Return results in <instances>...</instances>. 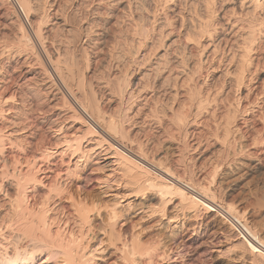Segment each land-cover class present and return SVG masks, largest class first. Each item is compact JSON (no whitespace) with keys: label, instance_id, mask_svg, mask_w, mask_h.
<instances>
[{"label":"bare ground","instance_id":"obj_1","mask_svg":"<svg viewBox=\"0 0 264 264\" xmlns=\"http://www.w3.org/2000/svg\"><path fill=\"white\" fill-rule=\"evenodd\" d=\"M12 1L17 10L0 0V264L33 263L43 251L58 255L56 264H162L156 227H174L182 211L217 206L248 222L227 192L264 203V0ZM105 14L113 30L126 22L116 52L97 64L89 51L114 34L103 30ZM92 76L109 92L105 108ZM14 78L53 107L50 114L45 106L51 116L33 114L37 103L26 105ZM141 118L155 141L143 147L137 139L131 150L124 143L133 146L143 124L138 132L129 124ZM203 143L216 145L209 156L221 190L205 174L187 181L177 173L187 146L196 152ZM56 156H68V166ZM87 165L108 179L120 167L123 176L75 196L71 179ZM250 227L263 248L245 241V250L264 264V236Z\"/></svg>","mask_w":264,"mask_h":264},{"label":"rangeland","instance_id":"obj_2","mask_svg":"<svg viewBox=\"0 0 264 264\" xmlns=\"http://www.w3.org/2000/svg\"><path fill=\"white\" fill-rule=\"evenodd\" d=\"M50 1V0H49ZM9 2H11V4H13V6H14V8L17 10V8L15 7V5H14V3H13V1L11 0H9ZM6 5H8V4H6ZM6 5H5V7H6ZM47 6H48V4H47ZM48 9V10H47ZM46 11L47 12H50V9H49V6L48 7H46ZM22 17V16H21ZM0 18H1V15H0ZM23 18V17H22ZM105 18V19H104ZM104 20H106V22H107V24L105 25V28L103 29L104 30V32H109L110 31V33L109 34H112V33H114V34H112V38H110V39H112L114 42H112V40L110 41L111 43L109 44V41L107 42V43H104V44H102V45H104V46H101L100 48L101 49H103V50H94V51H92V50H90L89 51V53H90V57L91 58H93V59H98L97 60V64L99 63V62H101V58H102V55H104L105 54V52L104 51H106V52H108V54H110V53H112V52H114L115 50V48L117 49V43H116V41H118V39H117V37H118V31H120V29L119 28H122L123 27V23H125L126 21V19H124L123 20V22H122V24H121V27H119L120 26V24H119V26L117 25L115 28H114V30L116 31H114L113 30V28L112 27H110V26H112V23L110 22V20H111V18L110 17H108L107 16V14H105V16H104ZM107 18V19H106ZM108 18H109V20H108ZM109 21V22H108ZM51 23V22H50ZM50 23H48V25L50 24ZM111 23V24H110ZM108 27V28H107ZM118 27V28H117ZM48 28V27H47ZM110 28H112V31H114V32H112L111 31V29ZM0 33H4V32H6V30L4 29V30H2V28L0 27ZM49 29V28H48ZM107 29V30H106ZM110 29V30H109ZM117 29H118V31H117ZM103 30H101V31H103ZM109 30V31H108ZM2 31V32H1ZM51 32H53V31H51ZM55 32V31H54ZM50 33L49 35H50V37L52 36V35H56L55 33ZM115 33H117L116 35H115ZM116 37H115V36ZM53 38V37H52ZM114 38V39H113ZM57 39H59L58 37H57ZM113 43H114V45H113ZM117 44V45H116ZM108 45V46H107ZM107 49V50H106ZM110 49H112V50H110ZM101 51V52H100ZM95 52V53H94ZM103 52H104V54H103ZM116 52V51H115ZM97 53V54H96ZM91 54H93V55H91ZM95 54V55H94ZM114 54V53H113ZM112 55V54H111ZM97 56H99V57H97ZM101 57V58H100ZM100 58V59H99ZM113 60L115 61V59L113 58ZM99 61V62H98ZM114 63V62H113ZM4 65H5V67H8L7 66V64H6V62L4 63ZM11 66H15V63H12V65ZM99 76V75H98ZM15 77V76H14ZM100 77V76H99ZM15 79V78H14ZM92 79H93V81L92 82H96L95 83V85H94V83H93V85H94V87H95V89H97L96 90V92L98 91V92H100L99 93V95L96 97V99H97V101H98V98L100 99L103 95V97H104V99H103V97H102V99H100L99 101H98V104H100V106L102 107V108H105V106L108 104L109 105V102H108V100H109V98H110V95H108L109 94V92H108V90H98V82H99V80H97V78H95V76H92ZM95 80V81H94ZM17 81V82H16ZM15 82L18 84H16L15 85ZM21 84V85H20ZM24 83H23V81L21 82V81H19V80H17V79H15L14 80V83H13V89H18L19 87H21V90L23 89V90H25L26 89V91L24 92V93H26L27 95V98H25V103H26V100H28L27 101V104L26 105H30L31 103H32V105H34V104H36V105H38V107H37V109H41L42 107L45 109H41V110H43L42 112H40L39 114H37V109L35 108V110L36 111H34V112H36V113H33V114H35V116L37 117V115H38V117L40 116V118L41 117H44V116H47V115H49V116H51L50 114L51 113H53V107H50L49 105V103H47V102H42L43 101V99H40L39 101H41V102H39L38 100L36 101V100H34L35 98H33L34 97V95L31 93V92H29V90H27L28 88L27 87H29L27 84L26 85H23ZM15 85V86H14ZM22 85H23V87H22ZM16 86H19L18 88L16 87ZM25 86V87H24ZM27 86V87H26ZM22 90V91H23ZM102 91V92H101ZM29 94H31V95H29ZM107 94V95H106ZM25 96V97H26ZM33 96V97H32ZM100 96V97H99ZM106 96H107V98H106ZM28 97H32L31 98V100H30V98H28ZM35 102H34V101ZM233 100L235 101V98L233 97ZM32 101V102H31ZM105 102V103H107V104H105L104 103V105H103V102ZM233 101V102H234ZM29 102V103H28ZM31 102V103H30ZM38 102L40 103V104H42L43 105V103H47V105L46 104H44V106H42V105H40V104H38ZM39 105H40V107L41 108H39ZM45 106H47L48 108V111H47V109L45 108ZM104 106V107H103ZM107 107V106H106ZM125 107H127V106H125ZM52 109V110H51ZM40 110V111H41ZM39 111V110H38ZM45 111V114H43V112ZM50 112V114L49 113H47V112ZM52 111V112H51ZM89 114H91L90 112H88ZM47 114V115H46ZM41 115H43V116H41ZM34 116V117H35ZM39 119V118H38ZM143 118H141V119H137V120H135V122H137V123H139V124H136L135 125V122H130V124H129V126L130 125H132L131 126V128L133 127L134 128V130H136L137 132L138 131H140L141 130V127H142V125L141 124H143V127H142V131H140L139 133H141V132H143V133H141V134H139L137 137H135L134 139H132L131 141H132V145L134 146H131L130 147V140H129V142L127 141V140H125V141H127V142H125L124 144H125V146L127 147V148H129V149H131V150H136L137 149V145H134V144H138V140L141 142V143H143L144 144V146L143 147H147V146H149V145H152V142L154 143V141H155V139L153 138V136L155 135L156 136V129H152L150 126H148L147 127V124H149V120L147 121L146 119L144 120V123H143ZM139 121V122H138ZM141 121H142V123H141ZM148 123H147V122ZM133 123V124H132ZM146 123V124H145ZM128 123H126L125 125H127ZM139 125V126H138ZM145 125H146V127H147V129H146V127H145ZM150 125V124H149ZM128 126V125H127ZM137 126V128H135ZM140 127V128H139ZM145 128V129H144ZM140 129V130H139ZM146 130V132L147 133H151V135H152V137H151V135L149 134V136H147V134H146V132H144V131ZM148 130H150V132L148 131ZM155 130V131H154ZM155 133H154V132ZM143 134H145V135H143ZM154 134V135H153ZM154 136V137H155ZM139 137V138H138ZM142 137V138H141ZM143 138H144V140H143ZM151 138L152 139H154V140H151ZM136 139V140H135ZM138 139V140H137ZM141 139H142V141H141ZM146 139H147V141L148 142H146ZM185 139H181L180 141V143H182V144H189V142H191V141H193V143H194V139H192V138H189V139H187L186 141H188V142H186V141H184ZM191 140V141H190ZM149 141H151L150 143H149ZM124 142V141H123ZM134 142V143H133ZM160 142H161V139H160ZM184 142H186V143H184ZM212 143V142H211ZM210 143V146L206 143H203V145H202V149L201 150H196V152L194 151L195 149H190V147L188 148V146H187V148H186V150H185V154H186V152H187V155H185V160H184V163L182 164L183 165V167H182V165H181V167H177V173H178V175L179 174H181L182 175V178L183 179H185V180H187L188 181V179H190V177L191 176H193L194 175V177H199V175L200 176H203L204 174H205V176H206V174L208 175V176H203V178L204 179H206V183H209V184H211L215 189H220L219 187H217V186H219L218 185V183H219V178L220 177H218L219 175L218 174H214L215 173V171H213L212 169H214L213 168V164H211V163H213V159H211V158H213V156H212V152H213V149L214 148H216V145H214V148H213V145ZM142 144V145H143ZM162 144V143H161ZM192 144V142L189 144V145H191ZM207 145L209 146L208 147V150H207ZM136 146V147H135ZM206 147V148H205ZM134 148V149H133ZM160 147H158V149H159ZM211 150H212V152H211ZM160 151V150H159ZM163 150H161V152H162ZM194 151V152H193ZM203 151H205V152H203ZM206 151H207V153H206ZM209 151V152H208ZM189 152V153H188ZM190 153H193V154H190ZM200 153H202L203 155V158L202 159H205L204 157H206V163L204 162V160H200V159H198L197 160V158H198V156L199 155H201ZM153 154V155H152ZM171 155V154H170ZM176 155V153L175 154H172L170 157L172 158V157H176L175 156ZM195 156V158H194V156ZM211 156V158H210V156ZM149 156H150V158H152L153 156H154V153H149ZM188 156H190V157H188ZM209 156V157H208ZM193 159H192V158ZM207 157H208V159L210 160L211 159V161H209V160H207ZM56 161H60L61 159H62V161L64 162V164H66V162H68V156H65V157H63V158H59V156H56ZM186 158H189V159H186ZM54 160H55V158H53ZM192 161H191V160ZM195 159V160H194ZM151 160V159H150ZM188 160V161H187ZM51 161H53L52 159H51ZM195 161V162H194ZM209 161V162H208ZM190 162V163H189ZM192 162V163H191ZM193 162H194V164H193ZM200 162V163H199ZM201 162L204 164H201ZM189 163V164H188ZM201 164V165H203L202 167H201V170H200V166L201 165H199V164ZM63 164V165H64ZM185 164V165H184ZM188 164V165H187ZM191 164V165H190ZM196 165H198V166H196ZM68 166V163L66 164V166L64 165V168L65 167H67ZM210 166H212V167H210ZM188 167V169L186 170V168ZM189 167H190V170H189ZM191 167H193V168H191ZM194 167H196V169L194 168ZM72 168H74L73 166H72ZM178 168H180V170L178 171ZM184 168V169H183ZM82 169H83V171H82ZM80 171V175H79V177L77 178V176L76 175H73V177H72V179H71V181H72V192L75 194V196H77V195H81V196H85V195H87L88 193H93L94 191L95 192H100V190H102V186H104L105 185V183H106V179H108L107 178V176H108V174H109V172L108 171H98L97 169H96V167L95 166H91V165H87V166H85V167H83ZM181 169H182V171L183 172H187V174L186 173H183V172H181ZM191 169H192V171H194L193 169H195V171H194V173L193 172H191ZM206 169V170H205ZM185 170V171H184ZM205 170V171H204ZM190 171V172H189ZM200 171V172H199ZM209 171H210V173H209ZM212 171V172H211ZM117 173L114 175V177L112 178V176L108 179V180H112L113 181V179L114 180H117V179H119V178H121V176L120 175H122L123 174V172L121 171V168L119 167L118 168V170L116 171ZM121 172V173H120ZM202 172V173H201ZM183 173V174H182ZM213 173V174H212ZM184 174H185V177H184ZM212 174V175H214V176H210V175ZM221 174V173H220ZM105 175V176H104ZM107 175V176H106ZM187 175H189V176H187ZM116 176L117 177H119V178H116ZM123 176V175H122ZM180 176V175H179ZM221 176V175H220ZM214 177V178H213ZM217 177V178H216ZM216 178V179H215ZM104 179V180H103ZM209 179V180H208ZM211 182V183H210ZM104 183V184H103ZM215 185V186H214ZM217 185V186H216ZM221 190V189H220ZM219 190V191H220ZM243 191V190H242ZM240 191V190H235L234 192L233 191H228L227 193L229 194V195H231V197L233 198V200L237 203V205H239V206H241V207H244V209L245 210H247L246 212H247V220H248V222H246L245 220V222L249 225V226H256L255 228H256V230H258L259 231V229H260V232L262 231V233H260V234H263V236H264V208H263V206H264V203H263V201L262 200H260L259 201V198H257V197H255V195H253V196H250L249 195V193H248V191ZM88 192V193H87ZM241 192V193H240ZM87 193V194H86ZM222 193H224V194H226V191L225 192H222ZM236 193H238V194H240V195H238V194H236ZM234 196H233V195ZM247 195V196H246ZM237 196V197H236ZM239 196V197H238ZM235 197L237 198V199H235ZM2 198V196L0 195V199ZM246 198V199H245ZM248 198H250V199H248ZM240 201H239V200ZM249 201H248V200ZM1 201V200H0ZM240 203H239V202ZM245 202H247V203H245ZM258 202H260V203H258ZM249 203H250V205H249ZM263 203V205L262 206H260L261 204ZM71 203H70V201L69 200H66L65 201V205L64 206H66L67 208V210H71V205H70ZM248 204V205H247ZM253 204V205H252ZM255 204V205H254ZM260 206V208H258L259 206ZM253 206V207H252ZM261 207H262V209H261ZM247 208V209H246ZM248 208H249V210H248ZM251 208H254L253 210L251 209ZM2 207H0V214L2 213ZM256 209V210H255ZM252 211V212H251ZM187 211H182V212H180L178 215H179V222H178V224H176L177 225V228H175L174 229V227L176 226V225H174V227H171L170 228V226H169V228L166 226V228L163 226V225H158L157 227H156V232L157 233H159L160 234V236L161 237H159V238H161L160 240H159V242L157 243V244H159L158 246H159V249L158 250H160V251H158L156 248H158V246H155L156 248V250L154 249V250H152V257H156V256H158V255H160L161 253V255H162V257H160L159 259L161 260H159L160 261V263H162V264H252L253 263V261H252V263H251V261H250V259L251 260H253V257L250 255V253L248 252V251H246L245 250V241H243L242 239H240L239 237H238V235L234 232V230H233V228L227 223V221H225L218 213H214L211 209H209L207 212H206V210H204L203 209V211H202V209L201 210H199L197 213H195V214H193V213H189V212H187ZM206 212V213H205ZM182 213V214H181ZM184 213V214H183ZM213 213V214H212ZM262 213V214H261ZM187 214V215H186ZM255 214H257V215H255ZM259 214H261L260 216H259ZM196 215V216H195ZM199 215V216H198ZM1 216V215H0ZM180 216H182V217H180ZM261 216H262V218H261ZM105 217V215L103 214L101 217H98L97 218V222L98 223H102L103 222V220L106 218H104ZM195 217V218H194ZM216 217V218H215ZM253 217H254V219H253ZM196 218H199V219H196ZM212 218V219H211ZM256 218V219H255ZM181 219V220H180ZM191 219V220H190ZM210 219V220H209ZM253 219V220H252ZM260 219H261V223L259 222L260 221ZM243 220V219H242ZM251 220H252V222L254 223V225H253V223L251 222ZM256 220V221H255ZM259 220V221H258ZM182 221V222H181ZM209 221V222H208ZM249 221H250V223H249ZM263 221V222H262ZM201 222H202V224H201ZM256 222H259V223H256ZM181 223L182 224H184V225H181ZM187 223V224H186ZM205 223V224H204ZM209 224V225H208ZM261 225H262V227H261ZM200 226V227H199ZM230 226V227H229ZM179 227V228H178ZM253 227V228H254ZM258 227V228H257ZM254 228V229H255ZM171 229H172V232L173 231H175V235H174V233L172 234V232H171ZM179 229V230H178ZM195 229V230H194ZM233 232V233H232ZM2 234H3V232H2ZM172 234V235H171ZM173 235H174V237H173ZM173 237V238H172ZM158 238V239H159ZM163 241V242H162ZM161 243H162V246L160 247V245H161ZM156 244V245H157ZM167 244V245H166ZM238 244H239V246H238ZM240 245L242 246L241 248H240ZM165 246V247H164ZM233 246V247H232ZM244 247V248H243ZM234 248V249H233ZM244 249V250H243ZM160 253H158V252ZM163 251V252H162ZM231 251V252H230ZM237 251V252H236ZM243 251V252H242ZM244 251H246L248 254H246ZM154 252V253H153ZM155 252H157L156 254H155ZM241 252V253H240ZM239 253V254H238ZM245 253V254H244ZM163 254H164V256H163ZM243 256V257H242ZM247 257V258H246ZM57 261H60L59 259H58V255H54V256H49V253L47 252V251H43V252H39V253H37L36 254V260L33 262V263H24V262H21L20 264H56V262ZM245 262V263H244ZM249 262V263H248Z\"/></svg>","mask_w":264,"mask_h":264},{"label":"built area","instance_id":"obj_3","mask_svg":"<svg viewBox=\"0 0 264 264\" xmlns=\"http://www.w3.org/2000/svg\"><path fill=\"white\" fill-rule=\"evenodd\" d=\"M215 206V205H214ZM215 213H218L227 223L233 228L234 232L238 235L243 241L253 242L255 246L263 248L262 245L254 237V231L252 228L242 219H239L235 216L230 215L226 210H222L215 206Z\"/></svg>","mask_w":264,"mask_h":264}]
</instances>
